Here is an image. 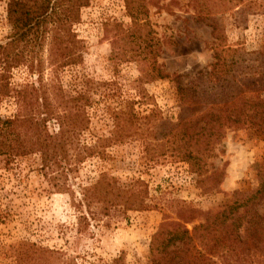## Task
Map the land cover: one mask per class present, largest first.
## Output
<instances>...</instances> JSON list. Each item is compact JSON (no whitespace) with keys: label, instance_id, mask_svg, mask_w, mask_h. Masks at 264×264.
Instances as JSON below:
<instances>
[{"label":"rangeland","instance_id":"rangeland-1","mask_svg":"<svg viewBox=\"0 0 264 264\" xmlns=\"http://www.w3.org/2000/svg\"><path fill=\"white\" fill-rule=\"evenodd\" d=\"M128 1L90 0L83 6L72 25L80 40L78 61L58 73L47 64L42 75L47 80L57 74L66 90L89 88L90 122L78 136L80 144L93 145L97 138L109 136L112 112L129 102L138 116H149L142 118L145 128L123 142L98 148L75 166L46 170L35 153L8 162L0 159V264H149L152 235L165 219L179 220V203L201 211L218 209L232 202L234 191L257 186L264 137L252 129L228 130L212 150L206 166L220 170L215 188H209L211 179L202 182L186 161L161 153L159 143L162 123L177 121L180 113L176 76L185 85L215 61L212 27L220 30L224 45L240 50L235 53L238 76L253 69L245 65H257L249 58L264 48V0H148L138 41L141 46L143 39L155 43L148 59L127 58L135 52L122 40L117 46L130 52L121 58L112 52L118 28L132 23L127 5L138 4ZM12 32L6 1L0 0V43L7 42ZM41 53L48 56L47 46ZM30 64L10 69L12 85L37 83ZM156 67L169 76H143ZM12 102H3V114L14 110ZM47 125L52 132L57 128L55 122ZM138 179L147 191L145 209L113 207L106 215L91 218L79 205L85 186L95 182L125 186ZM257 207L264 213V200ZM201 220L184 224L191 229Z\"/></svg>","mask_w":264,"mask_h":264},{"label":"trees","instance_id":"trees-1","mask_svg":"<svg viewBox=\"0 0 264 264\" xmlns=\"http://www.w3.org/2000/svg\"><path fill=\"white\" fill-rule=\"evenodd\" d=\"M5 1L13 32L7 42L0 43V159L8 162L35 153L46 170L62 164L75 166L98 148L123 142L144 130L142 118L149 116H138L133 102H129L128 107L112 112L114 127L109 136L97 138L93 145L80 144L78 136L90 122L86 111L92 100L89 88L70 91L63 88L57 74L43 78L47 64L58 73L66 64L78 61L80 40L72 25L90 0ZM133 1L138 3L135 7L127 5L132 23L118 28L112 52L120 58L130 52L117 46L122 40L124 45L131 43L135 52L127 58L148 59L155 43L143 39L145 44L141 46L138 41L143 37L142 18L149 1L128 2ZM212 28L216 34L212 46L215 61L209 69L196 72L185 85L176 76L180 113L177 121L162 123L164 132L159 143L161 153L186 161L191 171L202 176V182L211 179L209 188H215L220 170L208 169L207 159L228 130L252 129L264 137V48L253 51L255 56L249 58L257 65H245L253 69L238 76L235 53L240 50L224 45L220 30ZM44 45L48 48L46 58L41 53ZM30 48L32 54L28 53ZM27 62L37 73V83L12 85L8 72ZM143 76L152 79L169 75L156 67ZM10 100L14 110L3 114V102ZM50 121L57 126L53 132L47 125ZM256 174L255 188L234 191L232 202L218 209L201 211L179 203V220L165 219L152 235L149 264H264V213H259L257 207L264 200V164ZM146 196L139 179L125 186L95 182L81 189L78 202L88 216L97 218L113 207L123 211L145 209ZM196 218L202 220L188 229L184 223Z\"/></svg>","mask_w":264,"mask_h":264}]
</instances>
